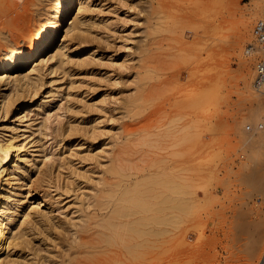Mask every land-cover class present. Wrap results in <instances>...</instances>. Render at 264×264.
<instances>
[{
  "label": "rangeland",
  "instance_id": "rangeland-1",
  "mask_svg": "<svg viewBox=\"0 0 264 264\" xmlns=\"http://www.w3.org/2000/svg\"><path fill=\"white\" fill-rule=\"evenodd\" d=\"M34 2L32 24L12 34L13 26L2 28L0 55L24 42L28 48L64 0ZM216 2L84 0L79 15L75 10L81 34L64 39L63 32L27 71L61 43L66 65L44 76L29 104L28 90L9 87L13 103L0 113V132L15 128L31 162L20 203L33 213L35 199L48 193L42 209L49 221L40 222L47 240L36 237L35 228L30 236L32 249L41 248L47 259H35L29 245L11 250L9 264H71L74 227L85 226L93 205L106 202L130 215L117 229L94 232L98 247L90 251L100 264H144L149 251L159 253L161 264H264V130L256 127L262 102L251 85L258 55L249 48L264 0H222V9ZM219 16L221 28L215 26ZM203 114L207 122L200 121ZM24 189L39 194L30 198ZM125 191L126 201L117 206ZM182 193L193 195L188 201ZM180 200L192 207L190 217L185 210L153 211ZM137 217L145 219L140 227ZM172 229L173 235L158 234ZM169 255L173 261L165 263Z\"/></svg>",
  "mask_w": 264,
  "mask_h": 264
},
{
  "label": "bare ground",
  "instance_id": "bare-ground-1",
  "mask_svg": "<svg viewBox=\"0 0 264 264\" xmlns=\"http://www.w3.org/2000/svg\"><path fill=\"white\" fill-rule=\"evenodd\" d=\"M83 1L84 0H64V2H62V6H60V8L56 11V14L52 18V21H50L49 23H47V25L45 26V28L43 29V31L38 34V36L32 41V43L30 44V46L28 48H26V44L27 43L25 44V42H24L21 45L16 46L15 48L13 47L11 50L4 51L0 55V113L7 114L9 112V109H10L11 105H12L11 103H13L12 102V98L7 93V91H9V87L10 88L11 87L14 88L15 90H16V88H17V90L19 88L20 89H23L24 88V89L28 90L27 92H28L29 96L26 95L27 100L24 98L25 99V102L24 103L29 104V103H31L33 101L34 97L36 96L37 89L39 87L38 85L39 84L41 85V81H43L44 76H46L48 74L54 73V71L57 70V67L66 65L65 64L66 61H64L65 60L64 59L65 58V55H64L65 52H63V50L66 48V44L64 45L63 43H61L59 45V47L57 48V50L54 52V54L50 55L49 58H47L46 60H43V61L40 62V66L37 65L32 70V72L31 71L30 72L27 71V68L30 65H32L37 59H39L38 58L39 56H41L42 54H44L45 52H47L48 50H50L55 45L57 39L61 36V34L63 32L65 33L64 39H65V37L67 39L69 36L72 37V38L75 37V39H76L77 33L81 34L80 32H81V26L83 25V22H82L81 18H79L77 16V14L75 15V10L78 9V15H79V11L82 10L81 7L83 6L82 5ZM171 1H174V0H171ZM169 3H171V2L169 1ZM169 3L166 4V5L168 6ZM33 5H35L34 0H0V34H1V31H2V28L4 26H6V25L13 26L12 28H10V31H9L12 34L14 32V30L21 29L25 25L29 26L30 24H32V22H33L32 20H34V19L32 17L33 15L32 16L30 15L31 14L30 13L31 12L30 6H33ZM166 5H164L163 7L166 8ZM214 5L216 6V8L222 9V6H223L222 0H217V2ZM222 25H223V20L219 16L216 19L215 26L218 27V28H221ZM23 31H25V30H23ZM41 37H43V39H41ZM37 41H39V42L37 43ZM42 65L46 67L45 68L46 69L45 70V73L43 72L44 70L41 71L43 69L42 68ZM47 70H48V72L46 73ZM207 81H208L207 78L206 79L205 78L203 79V82L204 83H206ZM29 90H31L30 93H33L32 96H30L31 94L29 93ZM135 97H137V96H135ZM139 98L140 97H138V100H140ZM200 101H201V103L202 102L205 103V97L204 96H201ZM206 105H204V107H206ZM139 112H138V114L140 115ZM206 117H207V115L206 114H203L201 116V118H200V121L201 122H204L206 120ZM21 118L22 117H20V119ZM205 122H207V121H205ZM1 129L2 128H0V130ZM258 131H259V129H258ZM25 147H26V145L23 142V139L21 138V135L18 134V131L15 128H13V127L6 128V129L4 128L0 132V264H9V259H10L9 258V252L11 250H14L15 252L16 251H23V250H26V247H29V245L31 246L30 247L31 248L30 250L33 251L32 254L34 255L35 259L36 258L43 259L45 256H46V259H47V255L44 256V255L39 254V251L38 250H40L41 248L38 249V250L37 249H32V245L31 244L33 242L31 241V239H33V237L30 238V236L35 235V233H36V232H34V228H35L38 231V235L36 234V237H38V238L41 237V239L48 238V234H47V230H46V228H47L46 225L44 224V226H43V225L40 224L41 221H42V223H45L44 222L45 220L48 221V219H46V217H45L46 214L44 213V209H42V207H45V205H47L45 203V200L47 198L46 196L48 195V193H47V195L43 193V194L40 195V198H36L35 199L34 197L39 194L38 190H34L33 192H31L29 190H25L24 189L25 191H28V193L26 194L27 197H30V198L32 197V198L35 199V203H36V206L35 207L36 208H34V212L33 213H31L30 211H28L27 207L24 206L25 204L24 205H21V203H20L22 200H24L23 199V197H24L23 196V192L20 189L22 188V182H23V180L26 179V178H24V175L26 174L25 173L26 172V167L29 166V164L31 163V162L29 163V159L27 158L28 157L27 156V153H25V149H27ZM31 161H33V160H31ZM29 169L30 168L28 167V170ZM140 175H141V173H140ZM180 178L181 177H179V180H180ZM27 182H28V180H27ZM183 183H185V182H183ZM23 184L25 185V183H23ZM127 184H129V183H127ZM126 185H121L120 182H119L116 186L117 187L126 188ZM133 185H134V182H133ZM191 185H192V183H191ZM136 187H138L137 184H136ZM177 187H178V185H177ZM133 188H135V187H133ZM190 190H192V188ZM110 191H112V189H110ZM181 192H182V190L179 191L178 193L181 194ZM126 193H128V195H129V191L128 192L125 191V194H122L121 197L117 200V202H119V203H115L116 205L118 204L117 206H119L121 204H124V202L126 201V199L124 201V198L123 197H124V195H126ZM186 194L187 193H185V194L182 193V195H184V196H187ZM103 195H102V197H103ZM192 195L190 193H188V196H187L188 197V201L191 199L190 197ZM106 197H108V195ZM175 197H177V196H175ZM25 198H26V196H25ZM128 199L130 201V198H128ZM138 199H140V198H138ZM29 200H31V199H29ZM140 200H142V199H140ZM167 200H168V197H167ZM103 201H105V200H103ZM122 201H124V202L121 203ZM137 202H136V204H137ZM161 202H163V201H161ZM172 202H174V200ZM108 203L107 202L105 204H101L100 203L99 205H97V204L95 205L94 204L93 205V208L95 209V213H93V215L91 217H88V219L86 220L87 224L85 226L82 225V226H80L79 229L76 230L75 227H74V225H73V227H74L73 234L76 237L73 240V242H72V244H71L70 247L76 249V252H75L76 256H74L73 258H69L68 263H71V264H100V263H102L101 260L100 261L99 260H96L97 259L96 258L97 256H95L94 253H97V252L90 251V250H94V249H96L98 247V245H96L97 242H96V239L94 237V235H95L94 232H96L97 230H101L104 227L107 228L108 230H111V228L117 229L124 222L123 219H125V217H129V215H130L127 212H125V210H124L125 208L124 207H121L123 209L117 208V209L114 210L112 208V206H110ZM141 203H142V201H141ZM144 203H145V201H144ZM166 203H168V202L166 201ZM169 203H170V201H169ZM163 205H165V202H164ZM163 205H161V206H163ZM131 206H135V205H132L131 204ZM139 206L140 205H138L136 207H138V209H141V207L139 208ZM158 206H160V205H158ZM126 208H128V207H126ZM146 208H148V207H146ZM146 208H145V210L148 211ZM191 208L192 207L189 205V203H182L181 200H180V201H177L176 203H174L173 206H170L167 209H161V208L158 207V208H156L153 211H154L155 214H157L158 212L161 213V211L166 210V211H169V213H167V215L174 214L175 212H178V211H180V212L181 211H183V212L186 211L187 217H190V215H191L190 209ZM148 209L150 210V208H148ZM145 210H143V213L146 212ZM140 211H142V210H140ZM98 212H100L101 217H100V215H98L99 214ZM152 212H150V213H152ZM182 214H184V213H182ZM175 217L172 216V218H174V220H175L174 222H176V218ZM152 218H154V217H152ZM90 219H91V222H89ZM137 219L139 220L138 222H136ZM137 219L135 221V225L137 224L138 226L139 225L142 226V223H143V221L145 219L144 218H141V220H140V218H138V217H137ZM150 220H152V219H150ZM146 222H147V220H146ZM159 223H162V222L159 221ZM167 223H169V222H167ZM167 223H165V224H167ZM57 224H59V223H57ZM126 224H128V223H126ZM177 224H179V221H178ZM129 225H130V223H129ZM132 225L135 226L134 224H132ZM173 225H176V224L174 223ZM138 226H135V228L138 227ZM155 226H157V225H155ZM162 226H163V224H162ZM195 226H196V224H195ZM204 226L205 225H203V227ZM148 227L149 226H147V228ZM200 227H201V225H200ZM128 228H127V230H128ZM171 228H173V227H171ZM175 228H173V229H175ZM145 229H146V226H145ZM173 229L172 230H160L158 232V234L159 235H163V234L167 235L170 232L173 235V233H174ZM176 229H178V228H176ZM52 230H53V228H52ZM130 230L132 231V229H130ZM138 230H136L137 232H135V231L134 232L136 234H139V235L142 236V234H144V231L139 232ZM185 231H187V230H185ZM62 232H64V231H62ZM131 233H133V232H131ZM154 233L157 234L156 231ZM154 233L151 232V234H154ZM185 233H187V232H185ZM190 233H191V231H190ZM40 234H41V236H40ZM136 234H134V235H136ZM62 235H64V234H62ZM148 237H151L152 238L151 235L148 236ZM157 237H160V236H157ZM38 238H35V240L36 239L38 240ZM51 239H52V237H51ZM57 239L59 240L60 237L57 238ZM105 240H106V238H105ZM173 240H174V237H173ZM38 241H40V239ZM42 241H44V240H41L40 242H42ZM146 242L147 241H145V243ZM107 243H109V241ZM141 243H144V242H141ZM149 243L152 244V242H149ZM127 244H128L127 242L124 243V245H126L125 246L126 249L129 248ZM153 244H155V243H153ZM57 245H60V244H57ZM139 245H140V243H139ZM60 248H62V247H60ZM150 248H152V247H150ZM150 248H148V249L150 250ZM156 248L158 249V247H156ZM85 250H87V251H85ZM78 251H79V253H78ZM188 251H185V252H188ZM43 254H44V252H43ZM48 254H49V252H48ZM79 254H81V255L82 254H85V256L80 257ZM178 254H180V253H178ZM178 254H176V255H178ZM171 256H173V254ZM174 257H176V256H174ZM174 257H173V259H174ZM178 257H176V258H178ZM31 259H32V257H31ZM170 259H172V258H170V255H169V259H167L165 261V263L169 262ZM175 260H177V259H174V261ZM42 261H44V259ZM171 261H173V260H171ZM12 263H13V261H12ZM16 263L17 262H15V264ZM18 264H20V263H18ZM44 264H46V262ZM144 264H161L160 257H159V253L153 252V251L146 252L145 258H144Z\"/></svg>",
  "mask_w": 264,
  "mask_h": 264
},
{
  "label": "built area",
  "instance_id": "built-area-1",
  "mask_svg": "<svg viewBox=\"0 0 264 264\" xmlns=\"http://www.w3.org/2000/svg\"><path fill=\"white\" fill-rule=\"evenodd\" d=\"M253 36L255 45H250L249 48L250 52L258 56L253 68L251 85L253 90L260 96L262 102V115L256 127L260 130H264V17L255 23ZM252 47H254V49H252Z\"/></svg>",
  "mask_w": 264,
  "mask_h": 264
},
{
  "label": "snow or ice",
  "instance_id": "snow-or-ice-1",
  "mask_svg": "<svg viewBox=\"0 0 264 264\" xmlns=\"http://www.w3.org/2000/svg\"><path fill=\"white\" fill-rule=\"evenodd\" d=\"M41 39H43V37H41ZM39 41H37V43H38Z\"/></svg>",
  "mask_w": 264,
  "mask_h": 264
}]
</instances>
